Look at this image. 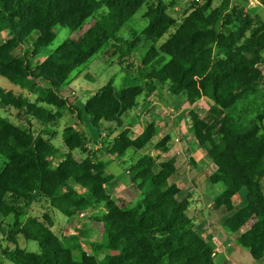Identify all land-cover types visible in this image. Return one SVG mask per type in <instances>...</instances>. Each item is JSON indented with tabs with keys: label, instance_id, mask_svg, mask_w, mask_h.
Here are the masks:
<instances>
[{
	"label": "trees",
	"instance_id": "trees-1",
	"mask_svg": "<svg viewBox=\"0 0 264 264\" xmlns=\"http://www.w3.org/2000/svg\"><path fill=\"white\" fill-rule=\"evenodd\" d=\"M145 4V27L132 37L118 36ZM192 4L177 21L169 14L176 4L163 0H0V33L16 37L20 48L10 52L0 42V78L10 87L0 85V235L14 246L0 245V256L9 264H215L212 246L187 216L191 202L178 199L177 180L185 170L176 168L173 157L160 156L170 151L171 138L153 145L160 157L140 154L158 134L154 122L135 137L123 129L139 97L166 85L170 96L182 95L190 105L210 102L204 112H188L195 141L210 160L192 185H223L211 207L231 214L224 232L234 235L252 223L237 243L253 264L263 260L264 19L230 0ZM58 28L77 37L69 36L45 62L34 64ZM104 48L142 81L118 89L108 82L83 108L69 105L63 89ZM64 111L76 123L57 138ZM85 117L94 130L123 131L97 142L83 129ZM100 155L111 157L129 178L118 200L106 190L117 179ZM189 165L195 167L192 160ZM241 191L251 197L234 211ZM41 200L69 226L72 217L89 211L105 241L81 242L68 229L57 237L47 215L30 216ZM18 237L38 250L19 248Z\"/></svg>",
	"mask_w": 264,
	"mask_h": 264
},
{
	"label": "rangeland",
	"instance_id": "rangeland-1",
	"mask_svg": "<svg viewBox=\"0 0 264 264\" xmlns=\"http://www.w3.org/2000/svg\"><path fill=\"white\" fill-rule=\"evenodd\" d=\"M158 0H151V4H155ZM165 3L170 4L174 2L176 4L175 9L169 10V14L174 17L177 21H180L186 11L195 4V7L201 6L204 0H163ZM244 4L248 8H253L257 11V14L264 19V0H230V5ZM146 10V4L143 5L137 13L129 20L128 26H124L118 36L121 37H132L139 33L146 25V21L142 18ZM90 21V20H89ZM87 21V23H89ZM86 23V24H87ZM86 24L81 28L80 32H83L86 29ZM133 30V32H132ZM57 36L52 42L51 46L42 52L34 61V64L40 65L48 58L50 53L60 46L69 36L77 37V34H71L66 29L58 28L56 30ZM0 42L7 51H13L18 53L20 51L19 40L9 35L7 32L0 33ZM106 48L94 55L90 61L84 66L77 69V73L74 75L73 81L66 86L62 91V97L70 105H75L79 108H83L86 100L94 94L99 88L104 86L108 82H112L113 86L118 89L122 86H128L132 84H137L142 81L136 74L128 75L121 67L118 66L116 61L109 59L105 53ZM264 56V51H263ZM160 62V61H159ZM0 85L5 88H10L8 83L0 78ZM168 86H159L156 92L147 96L142 95L138 99V108L131 111L128 117L124 120V127L132 137L140 134L149 122H154L158 134L153 140V143L145 147L140 154H152L154 156H162L157 151H154L153 145L160 141L161 137L164 135L165 130L168 129L171 131L170 138H174L175 150L172 152H179L175 154L177 159V165L179 169L185 170V173L192 170L188 163V157L190 154L194 156L198 164L202 169L205 167L204 160H206V152L204 149H198L195 152H191L189 148H184L188 145L187 137H189L187 131L184 130L187 126L190 128L188 112L191 109L206 111L210 102L201 99L197 100L193 105H190L186 99L181 96L173 97L170 96L167 92ZM13 113V112H12ZM0 114H3V111H0ZM60 119L56 132V137L59 138L60 133L65 127L75 126L76 119L74 116L70 115L68 111H64ZM184 126V127H183ZM35 128L38 129L39 125L35 124ZM160 128V129H159ZM83 129L90 134L91 138L95 141H99V138L104 137V135L112 138L113 136L121 133L123 129H117L115 132H108L106 129L94 130L89 123V120L85 117ZM176 135V136H175ZM178 139V140H176ZM57 140V139H56ZM55 140L56 145L58 141ZM176 140V141H175ZM180 144V149L178 148ZM98 146V145H97ZM95 148L94 145L90 146ZM171 151V150H170ZM171 155V154H170ZM169 156V155H168ZM157 157V163L161 162V159ZM104 159L105 162L110 166L112 163L113 167H107V173H114L118 175L120 172V178L117 179L116 183L113 185L106 186V190L109 193L112 200H118L122 198L125 194V191L130 186V181L127 174L124 170L115 162L111 157L106 155H100V160ZM126 157L124 161H126ZM129 163H126V166ZM158 165V164H157ZM118 168V169H117ZM122 170L123 172H121ZM180 179V180H179ZM181 192L178 196L180 200L188 198L191 200V207L187 212L189 219L195 224L198 233L205 239L207 243L210 240H214V246L218 250V255L220 254L223 257L224 264H253L251 256L247 249L242 248L237 243V238L245 231L252 223H249L244 227L240 233L237 234H228L224 232L223 222L230 217L231 214H226L223 210H214L211 207V203L223 192L224 187L222 184L216 185H206L202 184L198 187L192 185V180L188 181V178L183 177L179 178ZM190 186V187H189ZM209 187V190L207 189ZM191 190V191H190ZM247 197L246 191H241L238 196L234 198V211H237L240 206H242ZM251 195L249 196V198ZM83 217H72L71 226H69V221L58 212H53L48 203L45 200H41L38 203L34 204L30 211V216L42 219L44 215H47L51 223V231L57 237H62L65 233V229H68L69 233L73 236H82L81 242H84L85 239L91 242H103L105 241V236L102 233V230L98 224H96L91 219V213L89 211H83ZM101 213H99L100 215ZM68 227V228H67ZM81 234V235H80ZM0 245L7 249H14L13 245H8L6 242L2 241L0 235ZM17 246L21 249H24L29 252H36L38 250L37 245L33 242L25 241L22 237L17 238ZM84 250L86 248L84 247ZM215 256V264H220L221 258ZM0 264H9L0 256ZM259 264H264V258Z\"/></svg>",
	"mask_w": 264,
	"mask_h": 264
},
{
	"label": "crops",
	"instance_id": "crops-1",
	"mask_svg": "<svg viewBox=\"0 0 264 264\" xmlns=\"http://www.w3.org/2000/svg\"><path fill=\"white\" fill-rule=\"evenodd\" d=\"M184 99H185V97L184 96H182ZM184 127V126H183ZM160 129V128H159ZM184 130L185 131H187V133H188V135H189V137H187V142H188V145L187 146H184V148H189V150L191 151V152H195V150L197 151L198 149H202V148H200L199 146H198V144H197V142L195 141V138H194V136H193V133H192V131H191V128H189V126H187L186 128H184ZM158 132V131H157ZM170 133H171V131L170 130H168V129H166L165 130V133H164V135L163 136H161V137H165V136H169L170 137ZM176 136V135H175ZM176 140H178V139H176ZM175 140V141H176ZM174 138L172 137L171 138V141H170V150L171 151H169L168 152V154L167 155H164V156H168V157H173L174 159H175V162L177 163V159H176V156H174L175 154H178L179 152L177 151V152H172V148H173V151L175 150V144H174ZM179 145V149L181 148L180 147V144H178ZM171 154V155H170ZM190 160H192L193 162H194V164H195V167H193L192 168V170H190V171H188L187 173H185L182 177H181V179L183 178V177H186V178H188V181H191V180H193L194 178H195V176L197 175V172H198V170H201L202 169V167H200V165L198 164V162H197V160L194 158V156L192 155V154H190V156L188 157V163L187 164H189V161ZM101 161H103L105 164H106V166L108 167L109 165L105 162V160L104 159H101ZM204 163H205V166H208L209 164H210V160H209V158H208V156H207V154H206V160H204ZM113 163L110 165V166H112L113 167ZM110 166H109V168H110ZM175 166H176V168H178L179 169V167H178V165L177 164H175ZM118 169V168H117ZM121 172H123L122 170H120ZM116 179H118V178H120L121 176V174H120V172L118 171V175L117 174H114L113 172L111 173ZM180 180V179H179ZM177 184H179V181H177ZM179 187H180V185H179ZM180 189H181V187H180ZM208 190H209V187L207 188ZM210 191V190H209ZM181 192V191H180ZM179 199V198H178ZM180 200V199H179ZM249 200V196H247L246 197V199H245V201H243V202H247ZM189 201L191 202V200L189 199ZM244 203V204H245ZM243 204V205H244ZM242 205V206H243ZM242 206H240V207H242ZM223 224V223H222ZM208 240H210L209 241V244L212 246V248H213V250H214V253H215V256H219L220 258H221V261H219L220 262V264H224L223 263V257L224 256H221L220 254L218 255L217 253H218V250H217V248H216V246H214V240H212V239H208ZM246 251H248V250H246ZM218 257V258H219ZM215 259V258H214Z\"/></svg>",
	"mask_w": 264,
	"mask_h": 264
},
{
	"label": "built area",
	"instance_id": "built-area-1",
	"mask_svg": "<svg viewBox=\"0 0 264 264\" xmlns=\"http://www.w3.org/2000/svg\"><path fill=\"white\" fill-rule=\"evenodd\" d=\"M83 216H84V212H80V213L77 214L76 217H83Z\"/></svg>",
	"mask_w": 264,
	"mask_h": 264
}]
</instances>
